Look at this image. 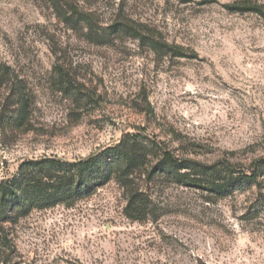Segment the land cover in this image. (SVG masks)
Here are the masks:
<instances>
[{
	"label": "rangeland",
	"instance_id": "obj_1",
	"mask_svg": "<svg viewBox=\"0 0 264 264\" xmlns=\"http://www.w3.org/2000/svg\"><path fill=\"white\" fill-rule=\"evenodd\" d=\"M232 4L264 12V0H0V114L18 108L13 83L31 113L0 126V181L27 159L109 158L126 137L147 156L132 204L113 179L71 206L0 213V264H264V170L221 199L151 174L152 141L247 172L264 160V16Z\"/></svg>",
	"mask_w": 264,
	"mask_h": 264
},
{
	"label": "trees",
	"instance_id": "obj_2",
	"mask_svg": "<svg viewBox=\"0 0 264 264\" xmlns=\"http://www.w3.org/2000/svg\"><path fill=\"white\" fill-rule=\"evenodd\" d=\"M56 4L58 10H62L63 3ZM225 8L234 13L253 12L264 16L263 9L257 5L232 4L225 5ZM7 79L8 72L0 68V101L4 98V89L9 86ZM11 86L6 99L13 98L18 108L14 113L7 109L2 112L0 126L8 128L13 122L19 129L31 114L28 111L30 99L24 89L14 83ZM126 138L114 148L115 155L109 158L106 153H101L74 161H64L56 156L24 160L15 174L0 181V213L24 216L34 210H46L61 204L71 206L79 199L91 197L113 179L130 194L129 203L137 202L139 193L133 190L134 176L145 171L147 156L141 144L126 142L129 137ZM152 145L161 152V159L151 174H163L183 187L203 190L219 199L245 185H260L259 178L263 176L264 160L254 162L255 169L247 172L234 168L230 162L206 164L177 156L163 143L152 141ZM130 214L128 212L131 217Z\"/></svg>",
	"mask_w": 264,
	"mask_h": 264
}]
</instances>
